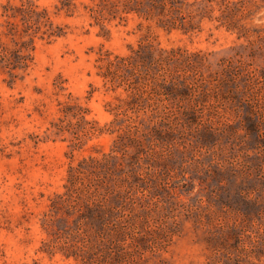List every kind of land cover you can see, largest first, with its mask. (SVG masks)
I'll return each mask as SVG.
<instances>
[{
    "label": "rangeland",
    "instance_id": "374dc122",
    "mask_svg": "<svg viewBox=\"0 0 264 264\" xmlns=\"http://www.w3.org/2000/svg\"><path fill=\"white\" fill-rule=\"evenodd\" d=\"M55 2L36 0L65 35L35 38L29 67L15 71V77L0 65L1 263L80 264L39 250L48 239L41 219L49 197L63 191L68 166L109 152L116 133L75 138L67 131L55 133L51 122L69 102L87 108L85 118L97 128L109 127L107 103L123 93L105 89L94 58L100 46L124 53L140 35L133 16L125 25L106 23L110 34L105 37L88 24L81 6L72 16L54 15ZM249 3L242 24L261 35L252 41L207 21L191 35L155 29L161 46L210 52L201 77L211 79L210 93L222 100L213 106L220 116L179 128L174 142L152 138L138 149L129 146L123 158L114 153L119 159L112 163L123 167L137 150L139 159L129 206L134 237L116 251L112 264H264V0ZM0 41L11 45L3 37ZM225 57L235 70L256 75L253 87L246 85L251 81L246 75L233 76V83L224 74L214 77L216 63ZM115 177L112 172L103 180L110 187Z\"/></svg>",
    "mask_w": 264,
    "mask_h": 264
},
{
    "label": "trees",
    "instance_id": "16d2710c",
    "mask_svg": "<svg viewBox=\"0 0 264 264\" xmlns=\"http://www.w3.org/2000/svg\"><path fill=\"white\" fill-rule=\"evenodd\" d=\"M78 5L89 18L88 24L98 26L101 36L110 34L106 23L125 25L128 16L138 19L135 28L140 35L135 44L127 45L126 52L115 53L100 46L94 58L96 75L105 89H120L123 93L115 97V102L107 103L112 116L110 128H97L94 120L85 118L87 108L69 102L62 103L60 116L51 122L55 133L67 131L75 138L103 132L116 135L109 152L100 157H83L76 165L68 166L63 191L49 197L48 212H43L41 227L48 239L41 241L39 250L51 256L59 252L80 264H112L116 251L134 237L129 206L131 191L137 186L135 168L139 159L137 150L123 167L121 162L112 163L119 159L114 153L123 158L129 146L138 149L141 141L152 138L174 142L179 128L201 125L204 120L213 122L220 116L213 106L222 100L210 93L214 90L211 79L202 81L201 77V69L208 67L210 52L161 46L155 29L191 35L207 21L215 28L235 32L238 38L251 37L252 41L261 35L258 31L248 32L242 24L251 12L249 0H56L53 14L63 11L72 16ZM65 33L36 0L1 1L0 37L11 45L0 41V65L15 77V71L29 67L35 38L49 40ZM216 64L219 69L214 71V77L224 74L228 76L226 81L233 83V76L246 75L251 77L246 84L251 87L257 81L251 71L235 70L230 57L220 58ZM210 96L215 100L205 107ZM66 118L75 121H65ZM112 172L116 177L109 187L106 180Z\"/></svg>",
    "mask_w": 264,
    "mask_h": 264
}]
</instances>
